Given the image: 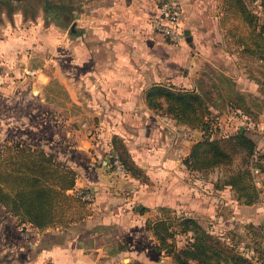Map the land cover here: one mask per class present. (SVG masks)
<instances>
[{
    "label": "crops",
    "instance_id": "crops-1",
    "mask_svg": "<svg viewBox=\"0 0 264 264\" xmlns=\"http://www.w3.org/2000/svg\"><path fill=\"white\" fill-rule=\"evenodd\" d=\"M179 1L180 23L183 31H189L180 43H171L152 29L151 19L161 0H75L69 6L67 39L58 29L63 27L61 24H53L52 37L46 26L38 25L35 30L22 23L19 30L6 28L5 37H0V126L5 138L56 152L52 145L62 137L65 103L66 108L75 107L93 112V117L99 116L97 124L102 125V132L113 128V133L125 138L121 132L124 129L138 144H142L146 130L158 131L161 136L155 142L163 146L147 156L130 150L149 175V183H141L117 165L108 168V156L118 160L112 153L110 139L109 145L102 144L107 153L95 149L97 155H103L102 164L92 163L93 156L84 168L72 163L77 172L75 188L95 190L92 212L66 227L27 226L23 232L12 223L0 226V264H124L134 260L174 264L163 250L153 249L155 239L146 225L150 208L169 206L198 219H209L213 205L222 207L235 202V212L251 208V215L245 219L231 215L237 222L257 223L262 216L261 211H252L255 204H239L234 195L226 196L231 190L229 186L212 185L191 198L182 187L181 197H177L168 181L184 164L165 139L172 134L170 123L177 121L154 113L147 106L143 91L149 85L175 84L203 94L200 80L205 65L221 66L225 76L235 82L237 96L243 98L230 99V103L234 106L231 111L244 117L245 133L254 141L256 136L263 140L264 133L260 130L255 135L249 131L252 113L259 117L261 126L264 124V41L259 51L263 56L255 60V74L251 72V63L241 65L246 64L243 55L247 45H233L225 32L227 26L221 24L225 14L223 0ZM244 2L254 10L248 0ZM259 14L264 21V11ZM208 104L209 109L216 111L214 104ZM177 123L192 129L186 123ZM192 130L193 143L201 131ZM92 138L83 135L73 141L90 144ZM132 182H136V187L130 186ZM147 184L149 194L144 191ZM122 194L129 196L119 199ZM137 204L148 209L140 213ZM259 208L256 206V210ZM222 219L219 214L215 220L221 223ZM260 220L264 231V221Z\"/></svg>",
    "mask_w": 264,
    "mask_h": 264
},
{
    "label": "trees",
    "instance_id": "trees-1",
    "mask_svg": "<svg viewBox=\"0 0 264 264\" xmlns=\"http://www.w3.org/2000/svg\"><path fill=\"white\" fill-rule=\"evenodd\" d=\"M233 5L244 16V24L248 27L256 24L263 44L264 21L260 19V14L248 7L244 0H223L224 18L233 12ZM252 18L254 20L249 21ZM226 21L221 24L227 26L226 29L233 28L228 27ZM239 41L247 45L246 41ZM246 47L248 50L249 46ZM143 98L154 113L166 114L177 122L201 131V136L191 144L183 158L188 169L204 171L219 164H229L233 154L242 153L243 165L224 179L217 180L214 186H229L235 191V198L240 203L252 204L258 199L260 191L254 182L252 167L264 171V154L256 152L255 141L244 130L214 136L216 126L209 104L204 95L196 90L156 82L145 88ZM5 141L8 144L0 148V204L18 222L38 229L48 226L66 227L90 214L86 208L88 200L78 193L79 190L85 192L87 188H75L77 172L72 165L59 161L57 151L50 152L41 146L16 139L5 138ZM111 145L112 153L126 172L141 182H150L149 175L136 162L123 137L115 133ZM147 209L144 205H138L137 208L140 213ZM160 209L163 216L154 220L148 218L146 225L155 239L153 249L163 250L174 264H264V231L261 226L253 222L244 225L258 238L252 241V251L258 253L254 257L239 249L236 243L229 241L223 234L204 227L196 217L177 213L169 206H160ZM182 233L187 240L183 245H178L176 235ZM124 264L145 263L134 260Z\"/></svg>",
    "mask_w": 264,
    "mask_h": 264
},
{
    "label": "rangeland",
    "instance_id": "rangeland-1",
    "mask_svg": "<svg viewBox=\"0 0 264 264\" xmlns=\"http://www.w3.org/2000/svg\"><path fill=\"white\" fill-rule=\"evenodd\" d=\"M165 0H161L159 5ZM71 2H75V0H0V37H5V30H10V27L12 28H19L21 27V24L24 23V25H29L30 27H33L35 30H37V26L41 27H47L49 28V33L53 31V24L55 23L58 27V29L64 33V38L67 39L69 37V20H70V13H69V6ZM248 3L251 4V0H248ZM231 4L233 2L231 1ZM232 13L226 15L227 17H223L221 20V23L224 24V22H228V27L232 26L233 28H228L225 30L227 36L229 37L230 42H232L233 45L238 46L242 39V41H246V44L249 46L248 50L245 51L246 57V64L241 63L242 66H249L251 63V66L253 70H251L252 73L254 72V69H257L258 63L255 62L259 58V56H263L259 54V51L261 49V36L257 33V27L252 24L251 26H247V24L243 23V15L238 13L235 9V5L232 6ZM23 14H22V13ZM262 16V15H260ZM254 19H250L249 21H253ZM53 22V23H52ZM7 28V29H6ZM234 29V30H233ZM10 32V31H8ZM22 34V33H21ZM20 35H17L18 38ZM37 41V40H35ZM235 42V43H234ZM257 58V59H256ZM251 60L252 62H249ZM202 89L204 90V99H206L207 102L214 104V107L216 108V111L210 109L211 116L214 117L215 120V126L216 131L214 132V136H221L224 134H230L236 132L240 125L246 126L245 119L241 115L240 112H233L231 111V103L230 99H237L241 98L237 95V90L235 89V82L231 81V78L228 76H225L223 73V70L221 66L214 65L212 63H207L205 65V74L200 80ZM243 99V98H242ZM241 101V100H240ZM242 104V103H241ZM70 106V105H69ZM242 112V111H241ZM243 113V112H242ZM68 115L71 116V118H66ZM65 116V118H64ZM106 117V115H103ZM104 118V117H103ZM66 119V120H64ZM87 119H90L91 122L94 124H91L87 121ZM252 121V127L249 128V131H251L255 135L260 134V130L264 131V124H259L260 120L258 116H255L252 113L251 116ZM99 116L93 117V112L89 111V113L85 112L84 110L77 109L75 107L66 108L65 103H63V121H62V137L60 140L56 143V145H52V147L58 152L56 155L63 164L65 165H71L77 164L81 168H84L85 163H89L91 160L90 157L93 156L94 159H92V163L95 165L102 164L101 157L103 155H97L95 152V149H100L102 152L107 153V148H105V145L102 146V144H108L109 145V139L111 144V138L115 134L113 133V128L110 129V131H101V126L99 123L100 121ZM264 120V118L262 119ZM87 121L86 124H81L82 122ZM264 122V121H263ZM169 125V124H168ZM153 128V127H151ZM170 129L172 131L171 135H168V137H165V139H168V147L173 149L176 156L180 157L181 163L183 162L184 156L189 151V148L192 144L193 140V130L188 129L185 126H183L180 123L173 122L170 123ZM245 130V128H244ZM121 132L125 135V138H128L130 141H126L128 148L133 152L134 149L137 150L136 152L140 155H149V152H152L154 150H158L159 148H162L163 143H161L162 146H159V143H156L157 136H161L160 133H154L152 130H146L145 134L142 138V144L136 143V140L131 139V136L126 133V131L123 129ZM118 134V133H117ZM77 135V136H76ZM88 137L93 136L90 144L76 141L74 142L73 139L75 137L83 136ZM121 136V134H118ZM177 135H179L177 139ZM264 133L261 134V138L263 140H260L255 137V145L256 149L258 150V153L264 152V137L262 136ZM123 137V136H121ZM124 138V137H123ZM124 138V139H125ZM5 141V135L1 132V126H0V148H3L4 145H6ZM138 144L137 147L134 148V145ZM87 145V146H86ZM106 149V150H103ZM112 149V148H111ZM52 152V150H47ZM111 152V151H110ZM55 153V152H54ZM87 153V154H86ZM113 155V154H112ZM242 153L238 152L236 154H233V158L231 163L229 164H219L214 167H210L207 170L204 171H196V170H190L185 168L186 166L183 164L181 165V170H175L174 175H171V178L168 180L172 185L174 189L175 195L177 197L180 196V193H182L181 189L184 188L187 189V193L190 195V198L192 196H197L199 193L204 192V188H207L212 185H215L217 183V180H222L225 177H227L233 170L237 169L238 167L243 165L242 162ZM143 157V156H142ZM141 157V158H142ZM108 168H112L115 165H117V168L122 167V165H119V161H114L113 156H108L106 158ZM264 163V159H262ZM179 163V162H178ZM179 165V164H178ZM264 166V164H263ZM123 168V167H122ZM145 170V169H144ZM255 180H258L260 182L259 186V196L258 199L252 204H255V207L252 209V211L255 209V211H261L262 216L259 218L257 223L254 225L261 226V220L264 221V171L261 173H256ZM139 180V179H138ZM125 181V180H124ZM140 182V181H139ZM125 183V182H124ZM142 183V182H141ZM220 184V182H218ZM136 182L130 183V186H135ZM144 186V185H143ZM123 187V186H122ZM127 188V184L125 183V186L123 189ZM145 187V186H144ZM82 189V188H79ZM138 189V188H137ZM135 189V190H137ZM150 185L147 184L145 187V190L147 194H149ZM231 189V188H230ZM209 190V189H208ZM129 192V190H127ZM139 192V191H137ZM78 193L82 194H88V196H83V199L88 200L86 203V208L89 209L90 212H92L91 208V202L92 199L95 198V190L92 188L87 187V190L85 192H82L81 190L78 191ZM133 193V192H131ZM235 191L230 190L228 191L226 196L230 197L234 195L235 197ZM126 198L129 196V194H122L119 195L120 197ZM132 197H136V195L132 194ZM181 197V196H180ZM179 199V198H176ZM137 201V200H135ZM137 202H134L136 205ZM244 204V203H239ZM138 205V204H137ZM251 205V204H248ZM256 206L260 207L259 210H256ZM177 213H184L183 210H179L177 208H174ZM236 209V203L232 202L231 204H224V206L220 207V205H213L211 208V211H213V216H209V219L203 218L198 219L199 222L204 226L207 227L209 230L215 233L223 234L227 237L229 241H232L236 243L239 247V249L244 250L246 254H250L254 257L258 255L257 252H253L252 248L254 246V243L252 241L257 240L258 238L255 237L252 233V230L247 229L244 225L248 222H237L235 219L231 217V215L236 217H240L241 219H245V217H249L251 215V208L250 211H237ZM249 209V208H246ZM260 213V212H257ZM163 211H161L160 206L150 208V211H148V218L154 220L157 217L163 216ZM215 214V215H214ZM223 215V219L221 223L217 222L216 216L217 215ZM67 215L66 217H68ZM2 217V218H1ZM8 219V221H4ZM11 219V220H10ZM146 219V220H147ZM2 220V221H1ZM225 221V222H223ZM16 226L19 230L26 231V227L28 226L31 228L29 224H21L18 222L17 218L10 212H7L5 207L0 204V226L4 227L5 224H10ZM251 223V222H250ZM228 224V225H227ZM230 224H233V226H230ZM48 227H62V226H48ZM47 228V227H46ZM187 240V237L185 234H177L176 235V241L178 245H183L185 241ZM262 247H264V242H262ZM246 246V247H244Z\"/></svg>",
    "mask_w": 264,
    "mask_h": 264
},
{
    "label": "built area",
    "instance_id": "built-area-1",
    "mask_svg": "<svg viewBox=\"0 0 264 264\" xmlns=\"http://www.w3.org/2000/svg\"><path fill=\"white\" fill-rule=\"evenodd\" d=\"M251 5L254 11L257 13L264 11V0H251ZM182 13V7L179 0H165L157 9L156 14L151 19L152 29L161 35H163L171 43H180L183 41L185 34L180 23ZM257 152V149H256ZM254 159H256V153H254ZM121 165V163H119ZM253 175L259 173L258 167H252ZM254 182L259 188L260 182L255 180ZM83 196H88L84 194Z\"/></svg>",
    "mask_w": 264,
    "mask_h": 264
},
{
    "label": "water",
    "instance_id": "water-1",
    "mask_svg": "<svg viewBox=\"0 0 264 264\" xmlns=\"http://www.w3.org/2000/svg\"><path fill=\"white\" fill-rule=\"evenodd\" d=\"M188 32H189V31H188L187 29L184 30V34H185V35L188 34ZM238 130H239V132H243V130H244V126H243V125H240V127H239Z\"/></svg>",
    "mask_w": 264,
    "mask_h": 264
}]
</instances>
